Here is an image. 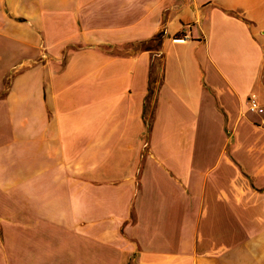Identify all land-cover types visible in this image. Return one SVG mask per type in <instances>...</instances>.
<instances>
[{
    "label": "crops",
    "instance_id": "1",
    "mask_svg": "<svg viewBox=\"0 0 264 264\" xmlns=\"http://www.w3.org/2000/svg\"><path fill=\"white\" fill-rule=\"evenodd\" d=\"M250 99L264 0H0V264H264Z\"/></svg>",
    "mask_w": 264,
    "mask_h": 264
},
{
    "label": "built area",
    "instance_id": "2",
    "mask_svg": "<svg viewBox=\"0 0 264 264\" xmlns=\"http://www.w3.org/2000/svg\"><path fill=\"white\" fill-rule=\"evenodd\" d=\"M177 39L184 41V40L190 39V37H189L188 34L185 33L183 36H181V37H179ZM249 109H250V111H253V112H259V113H263L264 112V107L261 106L256 99H250V101H249Z\"/></svg>",
    "mask_w": 264,
    "mask_h": 264
}]
</instances>
